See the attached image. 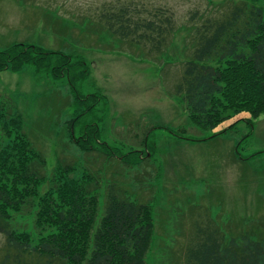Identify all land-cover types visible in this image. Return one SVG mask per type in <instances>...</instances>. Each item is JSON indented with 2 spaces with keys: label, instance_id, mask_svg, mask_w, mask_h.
Instances as JSON below:
<instances>
[{
  "label": "rangeland",
  "instance_id": "1",
  "mask_svg": "<svg viewBox=\"0 0 264 264\" xmlns=\"http://www.w3.org/2000/svg\"><path fill=\"white\" fill-rule=\"evenodd\" d=\"M103 1L0 0V50L24 42L56 52L38 69L27 64L19 71H0L5 121H21L31 147L44 156L46 173L57 159L74 163L75 177L92 172L98 213L109 185L123 197L151 205L154 225L146 264H188L189 250L203 242L207 215L220 227L224 242L257 227L264 237V113L252 119L241 110L211 131L190 121L175 91L192 47L193 35L183 27L168 35L166 53L159 56L141 53L148 43L130 45L106 31L99 38L76 23L58 24H70L72 13L88 14ZM141 1L170 8L176 26H190L220 17L237 0ZM195 10L199 16L192 21ZM58 27L71 35L60 34ZM61 53L71 66L66 65L68 75L58 77L53 66ZM84 125L97 134L92 153L76 144ZM218 131L222 133L200 140ZM2 139L0 129V146ZM131 149L139 157L127 166L119 157ZM110 150L116 156L110 157ZM30 215H16L15 222L35 244L39 230ZM8 251L12 261L14 251L0 233V258ZM21 259L37 260L28 254Z\"/></svg>",
  "mask_w": 264,
  "mask_h": 264
},
{
  "label": "trees",
  "instance_id": "2",
  "mask_svg": "<svg viewBox=\"0 0 264 264\" xmlns=\"http://www.w3.org/2000/svg\"><path fill=\"white\" fill-rule=\"evenodd\" d=\"M229 3L230 9L220 17L208 16L198 24L176 26L174 14L166 6L141 0H105L88 14L72 13L75 18L70 24H58L71 27L76 23L99 38L106 31L130 45L148 43L147 50L141 53L155 52L159 56L166 53L168 35L171 38L178 27L190 31L191 54L175 91L190 121L211 131L241 110L249 111L252 119L264 113V0ZM198 16L195 10L189 19L193 21ZM58 29L60 34L71 35ZM54 53L13 42L0 50V71H19L27 64L38 69L41 61H48ZM69 59L61 53L53 66L55 75H68ZM84 76L85 72H81L79 77ZM234 76L241 77L239 83L232 81ZM0 129L5 138L0 146V233L14 251L12 261L8 251L0 264H146L154 225L150 204L123 197L109 185L103 194L104 209L98 213V183L93 182L92 172L84 170L75 177L71 174L74 163L57 159L52 171L46 173L44 156L31 147L21 121L14 118L8 125L0 111ZM93 130L84 125L83 134L75 138L85 154L96 151L91 146L97 136ZM109 156L116 155L110 150ZM138 157V152L131 149L119 159L130 166ZM16 215L32 217L39 230L35 244L27 232L17 227ZM189 253L188 264H264V237L257 227L238 232L224 242L220 227L207 215L203 219V242ZM24 254L37 260L21 259Z\"/></svg>",
  "mask_w": 264,
  "mask_h": 264
}]
</instances>
